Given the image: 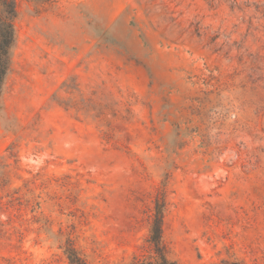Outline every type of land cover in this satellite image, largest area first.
Wrapping results in <instances>:
<instances>
[{"label":"rangeland","instance_id":"obj_1","mask_svg":"<svg viewBox=\"0 0 264 264\" xmlns=\"http://www.w3.org/2000/svg\"><path fill=\"white\" fill-rule=\"evenodd\" d=\"M15 3L0 264H129L158 188L172 259L264 264V0Z\"/></svg>","mask_w":264,"mask_h":264},{"label":"trees","instance_id":"obj_2","mask_svg":"<svg viewBox=\"0 0 264 264\" xmlns=\"http://www.w3.org/2000/svg\"><path fill=\"white\" fill-rule=\"evenodd\" d=\"M16 17L17 10L15 0H0V93L5 78L10 70L11 49L15 41L14 21ZM60 89L67 97L61 98L56 95L54 99L56 105L65 110L76 108L77 111H85V113L97 111V115L94 117L95 120H97V122L105 121V107L101 106L98 108L90 100L83 97H80L77 101L75 100L74 94L76 91L78 92V89L73 81L64 82ZM105 140L111 141L112 135H105ZM165 207V191L163 188H158L153 196L148 233L144 239V244L140 247L141 254L134 256L129 264H181L170 257V253L163 242L162 225ZM62 250L69 264H87L74 247L73 240L67 238ZM203 264L246 263L231 256L219 262Z\"/></svg>","mask_w":264,"mask_h":264}]
</instances>
